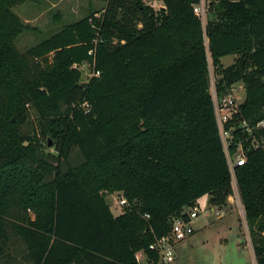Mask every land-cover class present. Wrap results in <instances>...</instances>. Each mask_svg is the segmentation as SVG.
I'll list each match as a JSON object with an SVG mask.
<instances>
[{
    "label": "trees",
    "instance_id": "1",
    "mask_svg": "<svg viewBox=\"0 0 264 264\" xmlns=\"http://www.w3.org/2000/svg\"><path fill=\"white\" fill-rule=\"evenodd\" d=\"M36 1L0 0V264H140L141 252L159 264L149 246L176 217L205 197L224 207L232 194L197 0H160L159 11L99 0V30L85 18L23 55L15 42L29 27L14 8ZM208 1L217 93L242 83L239 117L264 120V0ZM96 33L101 75L82 87L73 65L89 59ZM229 55L238 57L221 67ZM236 179L264 264V153L250 151ZM114 192L130 205L120 215L106 202Z\"/></svg>",
    "mask_w": 264,
    "mask_h": 264
},
{
    "label": "rangeland",
    "instance_id": "2",
    "mask_svg": "<svg viewBox=\"0 0 264 264\" xmlns=\"http://www.w3.org/2000/svg\"><path fill=\"white\" fill-rule=\"evenodd\" d=\"M147 5L152 6L156 11L161 9L160 0H143ZM105 3L99 0H38L36 2H25L14 8L23 24L29 27L16 40L19 51L26 55L29 50L36 47L43 40L60 33L65 27L89 18V23L97 31L99 30L96 21L102 17ZM212 14L209 15V20ZM206 23V21H204ZM100 43L99 34H95L91 40V49L94 55L89 59L78 62L84 66L80 72V83L86 86L92 79L100 77L96 75V48ZM48 57L51 61L53 53ZM238 55H229L220 60L221 67L226 68L232 65ZM34 62H41L34 58ZM215 71V70H214ZM219 75V74H218ZM237 101L243 103L246 93L242 83L237 85ZM215 90V77L211 71V92ZM85 116L93 114V107L90 102L83 106ZM45 153L57 155L55 141L51 139L53 146H48L47 137L38 136ZM74 163H79L80 154L74 150ZM124 196L122 192L107 194L106 202L114 215H120L124 209L121 208L119 199ZM229 198V197H228ZM202 210L206 208L205 198L200 199L197 204ZM226 215L220 219L216 216L205 218L202 214L193 221L195 234L180 243L176 247L177 259L172 264H255L253 247L244 215L237 204H226L224 206ZM189 208H187L188 210ZM31 213V211L29 210ZM33 216V215H32Z\"/></svg>",
    "mask_w": 264,
    "mask_h": 264
},
{
    "label": "built area",
    "instance_id": "3",
    "mask_svg": "<svg viewBox=\"0 0 264 264\" xmlns=\"http://www.w3.org/2000/svg\"><path fill=\"white\" fill-rule=\"evenodd\" d=\"M193 12L202 24L204 32V45L207 53L211 83V71L213 70L214 77L215 71L210 54L209 39L206 34L210 12L209 1L197 0L196 3L193 4ZM204 21H206V23H204ZM89 55H94V52L91 50ZM83 68L84 66L78 63L73 65V69L80 72ZM95 73L97 76L100 75V71L98 70H95ZM237 85L238 84L231 86L227 93L220 96L216 90L215 78V90L212 93L210 86V93L213 99L219 137L232 180V194L228 198V204H237L245 218V211L237 186L236 169L246 164L248 160V153L250 151H261L264 153V120L251 122L239 117L240 104L237 101ZM210 198L211 197H205V209L202 210L196 205V203L194 206L186 210L183 215H180L174 219L171 229L167 234L155 238L154 242L149 246V249L158 255L159 264H172L176 261V246L195 234L193 221L197 219L200 214H202L205 218L216 216L218 219L226 215L224 209L225 207L214 206L212 201L210 202ZM119 203L123 209L130 206L128 200L124 196L119 199ZM144 218L149 219L150 216L145 215ZM136 258L140 264H155V262L150 260L143 252L138 253ZM255 264H257L256 259Z\"/></svg>",
    "mask_w": 264,
    "mask_h": 264
},
{
    "label": "water",
    "instance_id": "4",
    "mask_svg": "<svg viewBox=\"0 0 264 264\" xmlns=\"http://www.w3.org/2000/svg\"><path fill=\"white\" fill-rule=\"evenodd\" d=\"M82 87H85L86 86V83H82L81 84ZM48 146L51 147L52 146V141L50 140L49 143H48ZM212 201V197L210 198V202Z\"/></svg>",
    "mask_w": 264,
    "mask_h": 264
},
{
    "label": "crops",
    "instance_id": "5",
    "mask_svg": "<svg viewBox=\"0 0 264 264\" xmlns=\"http://www.w3.org/2000/svg\"><path fill=\"white\" fill-rule=\"evenodd\" d=\"M160 3L162 4V5H161V6H162L161 8H163V7H164V6H163V3H162L161 1H160ZM181 243H182V242H181ZM179 244H180V243H179ZM179 244H178V245H179ZM178 245H177V246H178ZM177 246H176V247H177Z\"/></svg>",
    "mask_w": 264,
    "mask_h": 264
}]
</instances>
